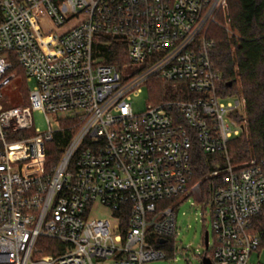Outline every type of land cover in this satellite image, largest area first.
I'll return each instance as SVG.
<instances>
[{
    "label": "built area",
    "instance_id": "built-area-1",
    "mask_svg": "<svg viewBox=\"0 0 264 264\" xmlns=\"http://www.w3.org/2000/svg\"><path fill=\"white\" fill-rule=\"evenodd\" d=\"M227 9L228 0H0V101L14 62L33 83L26 105L0 108V264L167 260L155 244L177 236L173 202H203L201 183L192 184L194 140L227 164L211 174L206 257L252 264L264 251V159L231 165L246 104L219 94L210 54V27ZM98 37L127 46V67L100 63ZM153 77L181 99L135 114L133 96ZM35 113L47 132L35 128ZM65 131L73 135L64 155L47 170V143ZM97 205L110 220L90 219ZM41 238L61 252L39 256Z\"/></svg>",
    "mask_w": 264,
    "mask_h": 264
},
{
    "label": "trees",
    "instance_id": "trees-1",
    "mask_svg": "<svg viewBox=\"0 0 264 264\" xmlns=\"http://www.w3.org/2000/svg\"><path fill=\"white\" fill-rule=\"evenodd\" d=\"M221 17L217 16L219 20ZM227 19L231 35L214 24L210 27L208 40L212 43L211 58L221 77L219 94L224 98H243L246 104L244 117L240 119L244 123L242 135L233 139L228 147L230 163L239 169L252 160L264 159V0H228ZM97 41L101 64L119 68L129 64L124 43L105 37H98ZM12 72L17 73L21 95L28 102L29 88L25 73L17 62H14ZM146 86L156 92L150 97L152 104L181 99L172 85L159 77L151 78ZM181 90L184 99L193 98V95L184 91V87ZM72 135L71 131L60 132L47 143V170L59 164ZM190 158L192 183L201 182L202 199L208 202L218 183V179L211 174L227 166L225 157L222 154H205L194 140ZM155 247L164 250L168 258L175 256L174 240H169L165 245L157 243ZM61 248L63 245L54 240L41 238L38 241L39 256L59 254ZM209 256L212 257V251Z\"/></svg>",
    "mask_w": 264,
    "mask_h": 264
},
{
    "label": "rangeland",
    "instance_id": "rangeland-1",
    "mask_svg": "<svg viewBox=\"0 0 264 264\" xmlns=\"http://www.w3.org/2000/svg\"><path fill=\"white\" fill-rule=\"evenodd\" d=\"M228 9L217 18L218 26L224 28L231 35L229 21L227 19ZM127 67L124 66L123 68ZM28 88L33 87V83H27ZM20 79L14 80L13 84L3 91V99L0 101L1 110L14 106L26 105L25 99L21 95ZM156 95L154 89L148 86L143 87L142 92L133 96V110L135 114L144 113L147 105L151 102L150 97ZM244 116L243 112L239 117ZM238 121V119H237ZM35 128L41 133L49 130L45 117L39 113L34 114ZM60 125L51 119V128L59 129ZM196 182L192 184H198ZM173 208L177 213V236L174 239L175 256L167 260L155 261L148 264H203V259L209 255L213 246V231L211 227V208L206 201L199 202L192 195L177 199L173 202ZM111 212L103 206H96L90 215V219H111ZM208 236V246L206 245ZM252 264H264V252L261 256L258 253L251 257Z\"/></svg>",
    "mask_w": 264,
    "mask_h": 264
},
{
    "label": "water",
    "instance_id": "water-1",
    "mask_svg": "<svg viewBox=\"0 0 264 264\" xmlns=\"http://www.w3.org/2000/svg\"><path fill=\"white\" fill-rule=\"evenodd\" d=\"M208 241H209V238H208V236H206V245H207V246H208ZM165 243H166V241H164V240L160 241V244H161V245H163V244H165ZM203 264H213V263H212V261H211L210 258H208V257H204V259H203Z\"/></svg>",
    "mask_w": 264,
    "mask_h": 264
},
{
    "label": "crops",
    "instance_id": "crops-1",
    "mask_svg": "<svg viewBox=\"0 0 264 264\" xmlns=\"http://www.w3.org/2000/svg\"><path fill=\"white\" fill-rule=\"evenodd\" d=\"M263 252H264V251H262V252L258 253V255H259V256H261V254H262Z\"/></svg>",
    "mask_w": 264,
    "mask_h": 264
}]
</instances>
